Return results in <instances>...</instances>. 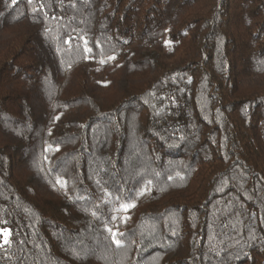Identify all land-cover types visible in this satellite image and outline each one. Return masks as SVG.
<instances>
[{
  "label": "trees",
  "instance_id": "16d2710c",
  "mask_svg": "<svg viewBox=\"0 0 264 264\" xmlns=\"http://www.w3.org/2000/svg\"><path fill=\"white\" fill-rule=\"evenodd\" d=\"M0 264H264V0H0Z\"/></svg>",
  "mask_w": 264,
  "mask_h": 264
},
{
  "label": "snow or ice",
  "instance_id": "6c2138e0",
  "mask_svg": "<svg viewBox=\"0 0 264 264\" xmlns=\"http://www.w3.org/2000/svg\"><path fill=\"white\" fill-rule=\"evenodd\" d=\"M109 231H111V230H109ZM6 243H7V241H5ZM117 243H119V241H116Z\"/></svg>",
  "mask_w": 264,
  "mask_h": 264
}]
</instances>
